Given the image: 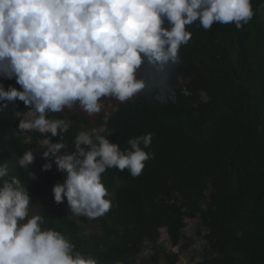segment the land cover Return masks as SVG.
Listing matches in <instances>:
<instances>
[{
	"label": "trees",
	"instance_id": "16d2710c",
	"mask_svg": "<svg viewBox=\"0 0 264 264\" xmlns=\"http://www.w3.org/2000/svg\"><path fill=\"white\" fill-rule=\"evenodd\" d=\"M252 7L255 15L240 29L187 25L192 36L179 50V63L158 87L151 86V70L144 68L150 87L127 102L102 98L116 104L112 112L89 116L77 104L48 114L70 123L61 134L62 153L75 151L81 131L104 127V136L122 151L130 139L153 134L145 149L153 155L139 176L118 168L102 174L112 207L97 226L43 205L41 199L52 196L67 173L58 170L55 157H43L47 147L37 142L61 137L25 136L18 124L28 107L19 100L6 108L0 102V164L7 163L6 179L16 177L27 188L29 217L40 215L42 229L61 232L75 251L99 264H179L193 244L181 245L187 220H198L206 230L207 247L197 264H264V0H252ZM0 83L5 90H22L15 78L0 76ZM29 150L35 160L21 167L18 159ZM49 161L52 168L42 171ZM164 235L171 249L160 246ZM147 243L153 249L150 263L143 258Z\"/></svg>",
	"mask_w": 264,
	"mask_h": 264
},
{
	"label": "clouds",
	"instance_id": "9594fccd",
	"mask_svg": "<svg viewBox=\"0 0 264 264\" xmlns=\"http://www.w3.org/2000/svg\"><path fill=\"white\" fill-rule=\"evenodd\" d=\"M254 15L252 0H0V76L15 78L22 89L5 90L0 83V102L6 108L19 100L28 107L20 133L60 135L56 143L49 137L43 152L67 173L53 186L55 202L66 199L76 216H104L112 202L102 174L118 168L139 176L153 155L145 151L153 134L130 139L122 151L104 135L81 131L75 151L57 155L66 147L61 134L70 123L50 119L49 113L78 104L92 116L104 107L102 98L127 102L150 87L144 68L151 70V86L158 87L179 63V50L192 36L187 25L199 21L205 30L214 23L240 29ZM34 160L29 150L18 164L26 168ZM51 168L49 161L42 171ZM7 174V163L0 164V264H99L75 251L61 232L42 229L40 215L29 217L27 188Z\"/></svg>",
	"mask_w": 264,
	"mask_h": 264
},
{
	"label": "rangeland",
	"instance_id": "374dc122",
	"mask_svg": "<svg viewBox=\"0 0 264 264\" xmlns=\"http://www.w3.org/2000/svg\"><path fill=\"white\" fill-rule=\"evenodd\" d=\"M103 105H104V107L102 109H105L107 113L112 112L113 110L116 109V104L115 105L111 104V102L109 103V102L103 101ZM20 116L22 119L26 118L25 113L21 114ZM33 133H40V132H38V131L30 132L29 131L28 133H24V135L30 137V135ZM89 133L105 135L107 133V130L104 127L103 128H96V129H93L92 131H90ZM46 140L44 139V140L38 141L37 145L44 146V147L48 148V145L45 143ZM29 141L30 140L28 139V142ZM60 154H62V150L60 153H57V155H60ZM41 202L46 207H54V208H58L60 210H63L75 221L80 222L81 218H84V221L87 224L92 225V226L98 225V219L99 218L89 219L86 216H76V215L72 214L70 212V209H69V206H68V203L66 200L63 203L57 204L54 200V196L52 195V196H49V197L44 198V199L42 198ZM187 222H188L187 226L183 230V236H184L185 240L182 241L181 245H183L184 242H187L188 240H193V244L189 249H186L184 252L181 253V260H180L179 264H197L202 260L205 249L207 247V243L203 239V235L206 233V230L200 226V223L198 220H187ZM199 232L201 235H199ZM159 242H160V246L165 247L167 249H171V245L169 243V240L165 235L160 239ZM152 256H153V249L150 246V244L147 243L145 245L143 258L148 260V262L150 263Z\"/></svg>",
	"mask_w": 264,
	"mask_h": 264
}]
</instances>
